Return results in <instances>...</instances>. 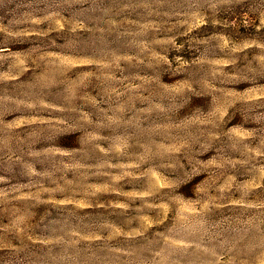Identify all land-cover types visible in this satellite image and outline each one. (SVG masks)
<instances>
[{
    "label": "rangeland",
    "instance_id": "rangeland-1",
    "mask_svg": "<svg viewBox=\"0 0 264 264\" xmlns=\"http://www.w3.org/2000/svg\"><path fill=\"white\" fill-rule=\"evenodd\" d=\"M0 264H264V0H0Z\"/></svg>",
    "mask_w": 264,
    "mask_h": 264
}]
</instances>
